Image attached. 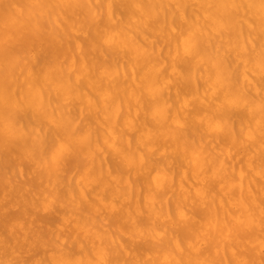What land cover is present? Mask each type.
<instances>
[{"label": "bare ground", "instance_id": "6f19581e", "mask_svg": "<svg viewBox=\"0 0 264 264\" xmlns=\"http://www.w3.org/2000/svg\"><path fill=\"white\" fill-rule=\"evenodd\" d=\"M260 4L0 0V262L261 264Z\"/></svg>", "mask_w": 264, "mask_h": 264}, {"label": "snow or ice", "instance_id": "6c2138e0", "mask_svg": "<svg viewBox=\"0 0 264 264\" xmlns=\"http://www.w3.org/2000/svg\"><path fill=\"white\" fill-rule=\"evenodd\" d=\"M248 7L251 8V7H254V5H249ZM260 8H261L262 13H264V0H261ZM262 20H264V16H262ZM262 31H264V29H262ZM105 42L107 43L108 41L105 40ZM190 50H191L190 47L188 46L185 47V53H189ZM259 67H260L262 75H264V52H262L261 54L260 61H259ZM4 102H5V105H7L8 99L5 98ZM239 102H240V98L237 96L230 97L226 95L225 97V103L239 104ZM245 103L247 102L245 101ZM261 111L264 112V100H262L261 102ZM54 122L55 121L53 120V123ZM261 125H262V135H264V120H262ZM5 130L6 132H10L12 130L11 118L9 116H5ZM86 139L87 137H81L80 142H84L86 141ZM72 151H73V144L71 142L61 141L58 147L53 151L51 163L59 167L60 164L65 160L66 154L71 153ZM141 163H143V157H141ZM177 215L180 216L181 218H186L185 210L179 206L177 208ZM261 223L262 225H264V207L261 208ZM156 236H159L162 239L164 236V233L158 232L152 238L155 239ZM130 239L135 240L136 239L135 234H130ZM189 247H192V245H189ZM0 264H5V262H0ZM6 264H13V262L7 261ZM36 264H45V262L37 261ZM48 264H51V262H48ZM57 264H79V262L73 261V260H61V261H58ZM103 264H110V261L104 260ZM137 264H148V262L147 261H143V262L137 261ZM153 264H155V262H153ZM177 264H183V262L178 261ZM238 264H247V261L238 262ZM261 264H264V260L261 261Z\"/></svg>", "mask_w": 264, "mask_h": 264}]
</instances>
